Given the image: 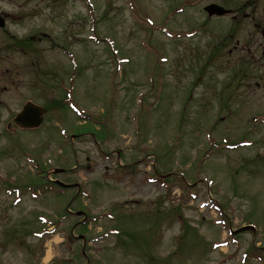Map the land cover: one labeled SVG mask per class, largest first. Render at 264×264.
<instances>
[{"label": "rangeland", "instance_id": "rangeland-1", "mask_svg": "<svg viewBox=\"0 0 264 264\" xmlns=\"http://www.w3.org/2000/svg\"><path fill=\"white\" fill-rule=\"evenodd\" d=\"M211 2L264 17V0H0V264H264V67L228 52L244 39L262 63L264 39L227 38ZM29 99L55 101L31 130L12 122Z\"/></svg>", "mask_w": 264, "mask_h": 264}, {"label": "water", "instance_id": "water-1", "mask_svg": "<svg viewBox=\"0 0 264 264\" xmlns=\"http://www.w3.org/2000/svg\"><path fill=\"white\" fill-rule=\"evenodd\" d=\"M205 9L208 11L209 14H221L227 11L215 4H210L206 6ZM2 24L3 22L2 20H0V25ZM43 112V107L35 105L31 102H27L23 106L22 110L16 115L15 121L23 127H34L39 125V123L41 122Z\"/></svg>", "mask_w": 264, "mask_h": 264}, {"label": "trees", "instance_id": "trees-1", "mask_svg": "<svg viewBox=\"0 0 264 264\" xmlns=\"http://www.w3.org/2000/svg\"><path fill=\"white\" fill-rule=\"evenodd\" d=\"M55 104V101L53 100V101H51L50 103H49V106L51 107L52 105H54Z\"/></svg>", "mask_w": 264, "mask_h": 264}, {"label": "flooded vegetation", "instance_id": "flooded-vegetation-1", "mask_svg": "<svg viewBox=\"0 0 264 264\" xmlns=\"http://www.w3.org/2000/svg\"><path fill=\"white\" fill-rule=\"evenodd\" d=\"M238 15H239V14H238ZM238 15H237V16H238ZM262 33H263V36H264V32H262ZM248 38H251V36H248ZM263 38H264V37H263ZM0 103H1V100H0Z\"/></svg>", "mask_w": 264, "mask_h": 264}]
</instances>
